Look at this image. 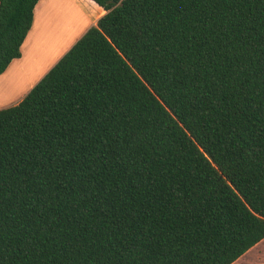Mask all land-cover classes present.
I'll return each instance as SVG.
<instances>
[{"label":"trees","instance_id":"trees-1","mask_svg":"<svg viewBox=\"0 0 264 264\" xmlns=\"http://www.w3.org/2000/svg\"><path fill=\"white\" fill-rule=\"evenodd\" d=\"M93 1L0 109V264H232L264 238V0ZM38 2L0 0V75Z\"/></svg>","mask_w":264,"mask_h":264},{"label":"crops","instance_id":"crops-1","mask_svg":"<svg viewBox=\"0 0 264 264\" xmlns=\"http://www.w3.org/2000/svg\"><path fill=\"white\" fill-rule=\"evenodd\" d=\"M105 13L93 0H39L21 57L0 75L11 91L24 92L0 100V109L18 104ZM232 264H264V238Z\"/></svg>","mask_w":264,"mask_h":264},{"label":"rangeland","instance_id":"rangeland-1","mask_svg":"<svg viewBox=\"0 0 264 264\" xmlns=\"http://www.w3.org/2000/svg\"><path fill=\"white\" fill-rule=\"evenodd\" d=\"M24 91H11L10 87H8V84L3 81V79H0V100H7L8 98L12 97L9 94L18 93V96H20Z\"/></svg>","mask_w":264,"mask_h":264},{"label":"snow or ice","instance_id":"snow-or-ice-1","mask_svg":"<svg viewBox=\"0 0 264 264\" xmlns=\"http://www.w3.org/2000/svg\"><path fill=\"white\" fill-rule=\"evenodd\" d=\"M5 7H7V5L5 4ZM3 14L2 12H0V25L3 24ZM7 40L5 38H0V55H3L5 50H6V45H7Z\"/></svg>","mask_w":264,"mask_h":264}]
</instances>
